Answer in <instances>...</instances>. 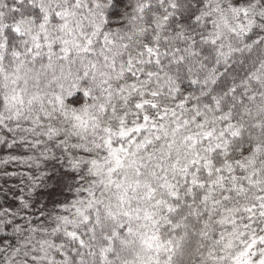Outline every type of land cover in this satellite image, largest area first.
I'll return each mask as SVG.
<instances>
[{"label": "snow or ice", "instance_id": "snow-or-ice-1", "mask_svg": "<svg viewBox=\"0 0 264 264\" xmlns=\"http://www.w3.org/2000/svg\"><path fill=\"white\" fill-rule=\"evenodd\" d=\"M120 7L0 0V264H264V0Z\"/></svg>", "mask_w": 264, "mask_h": 264}, {"label": "trees", "instance_id": "trees-1", "mask_svg": "<svg viewBox=\"0 0 264 264\" xmlns=\"http://www.w3.org/2000/svg\"><path fill=\"white\" fill-rule=\"evenodd\" d=\"M132 0H120L121 7L106 11L105 15L109 18V26L116 27L120 21V13L124 11H130V4ZM239 55V54H238ZM245 56L248 54L245 53ZM82 86L86 85V82H81ZM83 92L80 88H77L72 96L66 98V103L78 106L85 102ZM23 150L8 149L6 146L0 145V159H3L9 155H26ZM58 167V166H57ZM30 171L25 166L12 161L8 164H0V204L15 208L19 201L16 199L17 196L21 195L20 188L23 187L21 184V174ZM16 173L15 176H5L4 173ZM64 170L60 169L59 173L54 175L49 181V187L46 190H39L35 194L36 205L41 202H46L47 207L51 210L54 205L59 202H63L66 199L71 198V193L68 191L67 185L71 183L70 176L63 175ZM34 205V207L36 206Z\"/></svg>", "mask_w": 264, "mask_h": 264}]
</instances>
